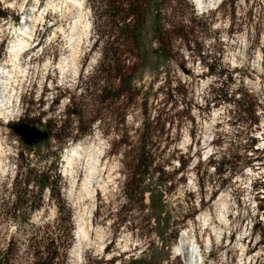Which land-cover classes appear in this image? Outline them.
<instances>
[{
	"label": "rangeland",
	"instance_id": "rangeland-1",
	"mask_svg": "<svg viewBox=\"0 0 264 264\" xmlns=\"http://www.w3.org/2000/svg\"><path fill=\"white\" fill-rule=\"evenodd\" d=\"M201 1L0 0L4 264H184L182 234L201 264H264V0ZM20 28L31 47L14 57ZM18 121L48 136L27 146ZM48 168L52 199L32 180Z\"/></svg>",
	"mask_w": 264,
	"mask_h": 264
},
{
	"label": "bare ground",
	"instance_id": "bare-ground-1",
	"mask_svg": "<svg viewBox=\"0 0 264 264\" xmlns=\"http://www.w3.org/2000/svg\"><path fill=\"white\" fill-rule=\"evenodd\" d=\"M51 1V0H50ZM211 2H215L217 0H209ZM62 2V1H61ZM196 4L198 6H202L201 0H195ZM60 2H52L53 8L55 11H61V6L59 5ZM64 3V9L67 12L75 11L80 9L82 0H63ZM50 4V3H49ZM52 8V9H53ZM80 14V11L78 12ZM80 17H83V15H78ZM84 27L86 28L87 25L85 24ZM32 30V29H31ZM31 31L28 28H20L18 30V33L15 35V38L12 40V44L9 47L10 51L13 52V56L16 57V55L19 53L22 48L26 50L28 48V41L26 38H31ZM17 45L16 50H13L14 46ZM16 59V58H15ZM48 64L45 63L43 66H47ZM49 66V65H48ZM2 69V68H1ZM7 76L5 70H0V116L4 118L5 120H11L12 115L15 114L14 110V91L12 88V85H9V78H5ZM14 84V83H13ZM14 86V85H13ZM77 146H72L68 149V153L66 155L67 161H69V164L72 161V157L76 153ZM1 155H2V148L0 144V164H1ZM89 159H92L89 157ZM92 162V161H91ZM86 163V162H85ZM85 168V167H84ZM94 169L92 165H90V161L87 163V171L90 173ZM87 177V176H86ZM86 230L84 227L80 228L76 232V238H77V244L74 247V250L71 251V254L73 257H79L80 256V248H81V242L83 239L86 238ZM175 251L183 258L184 264H201L202 262V256L197 247H195L191 240L188 239L186 234H182L180 239L175 244Z\"/></svg>",
	"mask_w": 264,
	"mask_h": 264
},
{
	"label": "trees",
	"instance_id": "trees-1",
	"mask_svg": "<svg viewBox=\"0 0 264 264\" xmlns=\"http://www.w3.org/2000/svg\"><path fill=\"white\" fill-rule=\"evenodd\" d=\"M137 9H138V12L136 11ZM130 13L135 15L136 23L135 24L133 23L131 25V28H130L133 32H135L137 30V28L139 27V25L141 24V20L143 18L142 10L136 6L134 8V10L130 11ZM5 16H6V13L0 9V17H5ZM121 21H123V20L121 19L120 22ZM122 24H124V23H122ZM124 27H128V24H125L123 27H121V30H123ZM161 44H163V43H161ZM162 49H163V47H162ZM163 51H165V49H163ZM126 73H127V69H125V66L124 65L121 66L120 67V80H122V82L126 76ZM254 106H255L254 98L249 97V99L246 100L247 113H248L250 122L257 123L258 118L256 116ZM84 132L85 131H83L82 133H84ZM139 150H141V151H140V154L138 153L139 154L138 157L140 159V162L142 163V161H144L142 158V157H144V154L141 157V152L143 151V146H141ZM56 159L57 158L54 159L55 162L57 161ZM52 162L54 163V161H52ZM28 170L31 171L32 169L29 168ZM48 170H49V168L47 170H42L39 173H35L37 175L33 174L32 180L34 181V183H36V186L39 188L40 191H42L44 187H47L49 190L50 198L52 199L53 197H58V194H54V190H53L54 187L52 185V180L50 179V175L48 174ZM262 199L264 200V195H263ZM258 209H261L262 213H263L264 212V205H259ZM30 241H31L30 246L35 247L36 242L34 240H32V238ZM0 264H4L3 260L1 258H0ZM32 264H55V263L53 262V259H51V258H38V259L34 260L32 262Z\"/></svg>",
	"mask_w": 264,
	"mask_h": 264
},
{
	"label": "water",
	"instance_id": "water-1",
	"mask_svg": "<svg viewBox=\"0 0 264 264\" xmlns=\"http://www.w3.org/2000/svg\"><path fill=\"white\" fill-rule=\"evenodd\" d=\"M12 130L27 146H35L48 136L46 130L25 121H18L11 126Z\"/></svg>",
	"mask_w": 264,
	"mask_h": 264
}]
</instances>
